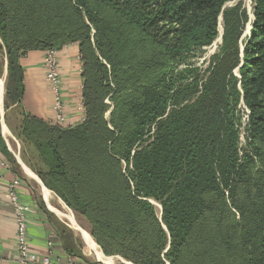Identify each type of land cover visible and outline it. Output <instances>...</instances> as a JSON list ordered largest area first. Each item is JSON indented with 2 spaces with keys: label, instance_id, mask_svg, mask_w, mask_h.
I'll return each instance as SVG.
<instances>
[{
  "label": "trees",
  "instance_id": "16d2710c",
  "mask_svg": "<svg viewBox=\"0 0 264 264\" xmlns=\"http://www.w3.org/2000/svg\"><path fill=\"white\" fill-rule=\"evenodd\" d=\"M234 1L0 0L12 102L23 55L78 47L85 121L28 117L20 136L36 153L27 163L105 256L264 264V0H252L251 20L241 3L226 7ZM219 19L202 74L195 59Z\"/></svg>",
  "mask_w": 264,
  "mask_h": 264
},
{
  "label": "crops",
  "instance_id": "0c3cea01",
  "mask_svg": "<svg viewBox=\"0 0 264 264\" xmlns=\"http://www.w3.org/2000/svg\"><path fill=\"white\" fill-rule=\"evenodd\" d=\"M44 55L35 51L19 59L23 94L18 101L12 102L6 96L8 61L0 46V264L16 263V224L7 194L8 186L14 182L19 183L16 193L20 203L29 209L26 215L27 239L37 257L33 264H42L43 257L48 255L52 264H126L119 257L105 256L85 230L78 229L77 225L79 233H74V238L80 241V246H76L77 250L72 252V244L70 246L58 233L53 218L54 214L68 220L58 210L60 201L56 202L58 199L27 163L35 162L36 153L20 136L24 118H37L57 126L53 123L52 92L45 79ZM57 59L65 116L59 127L74 128L86 118L82 102L83 63L77 45L69 44L57 50ZM68 223L74 227L69 220ZM81 231L86 233L89 240Z\"/></svg>",
  "mask_w": 264,
  "mask_h": 264
},
{
  "label": "built area",
  "instance_id": "2783aa9c",
  "mask_svg": "<svg viewBox=\"0 0 264 264\" xmlns=\"http://www.w3.org/2000/svg\"><path fill=\"white\" fill-rule=\"evenodd\" d=\"M43 66L45 69V79L50 85L53 100V123L61 126L64 122V107L61 98V77L58 66L57 51L52 49L45 52L43 58ZM19 186L18 182L10 184L7 188V194L10 205L13 209L15 224H16V263L15 264H33L37 257L28 243L27 239V223L26 215L29 209L22 205L18 199L16 188ZM42 264H52L48 256L43 257Z\"/></svg>",
  "mask_w": 264,
  "mask_h": 264
},
{
  "label": "rangeland",
  "instance_id": "374dc122",
  "mask_svg": "<svg viewBox=\"0 0 264 264\" xmlns=\"http://www.w3.org/2000/svg\"><path fill=\"white\" fill-rule=\"evenodd\" d=\"M237 3H241L242 9H244L247 12V14L249 16V19L251 20V12H252V6H253L252 0H236V1L228 4L226 7L234 6ZM250 28H251L250 21H248V23L246 25V30H245L243 36H245V35L248 34ZM218 31H220V33H219L218 38L214 41V43L210 47H208L207 49H205L204 53L202 55H200V57L198 59H195L196 60V63H197L196 66L200 67V69H201L200 72L202 74L209 67L211 57L217 53V51H218L217 49H218V47L221 44V40H220L221 39V36H222V22H221V19H219V28H218ZM233 73H234L235 76H238V70L237 69L234 70ZM107 104H109V102H107ZM240 108H241V111L240 112L242 113L241 127H240V145H241V147L244 148L245 145H246V138H245L244 128H245V125L247 123V118H248V114L249 113H248V111L246 110V108L242 104L240 105ZM108 114L109 113L106 114V117L108 116ZM29 148L34 151V149H33L32 146L29 147ZM29 154H31V153H29ZM52 193L58 199V200H56V202L57 201H60V202H58V203H60L58 210L65 217L67 216V219H69V221L72 223V225H74V227L70 226V224L68 223V220H66L64 217H62V216L60 217L59 216L60 217L59 218V217H57V216H55L53 214V218H54L55 222L57 223V229L59 231L58 233H60V235L62 234V236L64 237V239L66 240V242H68V244H70V246L72 244V246H71L72 247V250H73L72 252H74L75 250H77L78 245L80 246V241L78 239L76 240L74 238V233L75 234H78L79 233L77 231L76 225H77L78 229L81 228L82 230H85V232L89 235V237L94 241V239L91 237V235L89 233V225H88L87 220L83 216L79 215L78 213L74 212L72 209H70L69 207H67L66 204H64V202L54 192H52ZM53 194L51 195L52 197H53ZM153 205L155 206L157 215L159 216V213H160V207H159V205L156 204V203H153ZM66 225H69L71 228H69ZM85 232L81 231L82 235H84V234L86 235ZM86 239L89 240L88 236L86 237ZM74 241L76 242V244H75ZM94 243L96 244L95 241H94ZM99 249H100V247H99ZM101 252H102V250H101ZM107 257H119L126 264H134L131 261H129V260H127V259H125V258H123V257H121L119 255H113V256H107Z\"/></svg>",
  "mask_w": 264,
  "mask_h": 264
},
{
  "label": "bare ground",
  "instance_id": "6f19581e",
  "mask_svg": "<svg viewBox=\"0 0 264 264\" xmlns=\"http://www.w3.org/2000/svg\"><path fill=\"white\" fill-rule=\"evenodd\" d=\"M219 33H220V31H219ZM216 45V44H215ZM69 220V219H68Z\"/></svg>",
  "mask_w": 264,
  "mask_h": 264
},
{
  "label": "water",
  "instance_id": "95a60500",
  "mask_svg": "<svg viewBox=\"0 0 264 264\" xmlns=\"http://www.w3.org/2000/svg\"><path fill=\"white\" fill-rule=\"evenodd\" d=\"M221 40V39H220Z\"/></svg>",
  "mask_w": 264,
  "mask_h": 264
}]
</instances>
